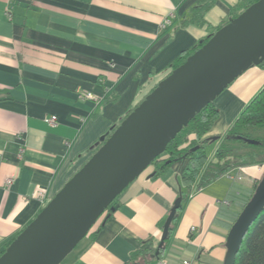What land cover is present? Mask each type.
<instances>
[{
  "label": "crops",
  "instance_id": "obj_1",
  "mask_svg": "<svg viewBox=\"0 0 264 264\" xmlns=\"http://www.w3.org/2000/svg\"><path fill=\"white\" fill-rule=\"evenodd\" d=\"M241 1L213 0L203 26L180 27L199 0H0V250L83 166L99 138L169 74L170 64L213 34ZM263 87L264 66L245 70L215 98L219 116L205 137L222 138ZM80 92L99 101L79 99ZM51 116L54 127L46 122ZM220 141L207 146V162ZM181 167L175 163L157 177L147 168L61 264H127L137 252L151 253L147 264H224L240 203L264 170L239 167L241 181L223 176L198 188V178L181 180ZM9 176L14 181L6 185ZM179 199L169 239L154 257Z\"/></svg>",
  "mask_w": 264,
  "mask_h": 264
},
{
  "label": "water",
  "instance_id": "obj_2",
  "mask_svg": "<svg viewBox=\"0 0 264 264\" xmlns=\"http://www.w3.org/2000/svg\"><path fill=\"white\" fill-rule=\"evenodd\" d=\"M263 61L264 0H258L162 79L110 136L99 138L102 145L12 240L0 264H61L188 122L245 70ZM179 207L180 199L164 223L154 257ZM263 209L264 174L230 228L224 264L235 263L244 236Z\"/></svg>",
  "mask_w": 264,
  "mask_h": 264
},
{
  "label": "trees",
  "instance_id": "obj_3",
  "mask_svg": "<svg viewBox=\"0 0 264 264\" xmlns=\"http://www.w3.org/2000/svg\"><path fill=\"white\" fill-rule=\"evenodd\" d=\"M256 1L258 0H242L237 5L235 11L232 12L230 18L219 26L217 30L226 25L230 19L236 18ZM212 4L213 0H199L196 6L181 17L179 26H203L205 24L204 15L211 8ZM211 35L200 40L193 48L183 52L181 56L175 59L174 62L170 64V72L181 65L188 56L201 48ZM258 66H264V61ZM134 108L129 110L128 113L120 119V122L132 112ZM218 116L219 110L215 106L214 101L201 109V111L188 122L187 126L167 144L164 153L150 164L149 167H154L153 176L157 177L171 165L179 163L182 166L180 172L181 180L184 183L190 184L198 178L197 187L202 188L234 171L238 167L258 165L264 170V87L245 106L222 138L205 137ZM120 122L112 128L106 135L107 137L110 136ZM189 135H193L194 137L189 139ZM219 139H221L220 145L215 151L213 159L207 162V146ZM101 145L102 143L97 142L93 152ZM259 181L260 180H258V182ZM256 185L247 193L245 200L240 203L236 219L253 195ZM117 198L108 206L74 250L86 243V240H88L93 230L100 225V221L107 218L109 213L112 212L111 209L114 211L117 205ZM176 219L177 214H175L171 224L176 221ZM171 224L168 230V237L160 251L163 250L164 245L169 239L173 226ZM97 230L98 229H96V231ZM11 242L12 240L4 249L0 250V256ZM143 259H145L146 262H142ZM151 261H153L151 253L145 254L143 252H137L132 255L131 261L127 264H147ZM234 264H264V209L251 224L244 236Z\"/></svg>",
  "mask_w": 264,
  "mask_h": 264
},
{
  "label": "built area",
  "instance_id": "obj_4",
  "mask_svg": "<svg viewBox=\"0 0 264 264\" xmlns=\"http://www.w3.org/2000/svg\"><path fill=\"white\" fill-rule=\"evenodd\" d=\"M169 24V21H166L162 27L166 26ZM78 98L79 99H83V100H92L95 102H98L99 99L96 98L95 96H93L91 93H84V92H80L78 94ZM46 122L48 123L49 126L54 127L57 125V118L56 116H51L50 118L46 119ZM240 172V168L238 167L237 169H235L234 171L228 173L227 175H225L229 180L236 182V181H241L243 179L242 175L239 174ZM14 181V177L13 176H9L5 183L6 185H11L12 182ZM183 264H188L187 261H184Z\"/></svg>",
  "mask_w": 264,
  "mask_h": 264
},
{
  "label": "rangeland",
  "instance_id": "obj_5",
  "mask_svg": "<svg viewBox=\"0 0 264 264\" xmlns=\"http://www.w3.org/2000/svg\"><path fill=\"white\" fill-rule=\"evenodd\" d=\"M142 101H143V100H142ZM142 101H141V102H142ZM207 152H209V149H207Z\"/></svg>",
  "mask_w": 264,
  "mask_h": 264
}]
</instances>
